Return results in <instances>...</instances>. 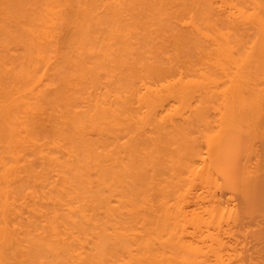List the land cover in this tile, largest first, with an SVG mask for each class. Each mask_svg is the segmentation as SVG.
I'll list each match as a JSON object with an SVG mask.
<instances>
[{"label":"bare ground","instance_id":"6f19581e","mask_svg":"<svg viewBox=\"0 0 264 264\" xmlns=\"http://www.w3.org/2000/svg\"><path fill=\"white\" fill-rule=\"evenodd\" d=\"M0 264H264V0H0Z\"/></svg>","mask_w":264,"mask_h":264}]
</instances>
